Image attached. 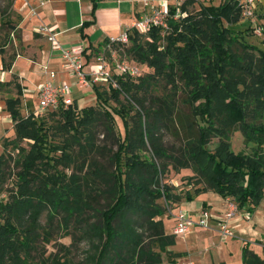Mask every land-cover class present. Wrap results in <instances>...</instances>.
I'll use <instances>...</instances> for the list:
<instances>
[{
    "label": "trees",
    "instance_id": "16d2710c",
    "mask_svg": "<svg viewBox=\"0 0 264 264\" xmlns=\"http://www.w3.org/2000/svg\"><path fill=\"white\" fill-rule=\"evenodd\" d=\"M12 4L0 2L4 70L17 54L9 44ZM179 8L185 15L170 18L166 30H134L127 45L117 46L153 72L131 76L112 65L113 80L91 85L95 104L61 97L46 117L22 115L20 99H7L15 137L4 140L0 154V193H8L0 200V264H75L62 243L44 254L45 244L63 236L88 246L82 264H162L165 253L178 264L181 252L170 249L176 235L164 220L181 200L165 181L172 170L191 169L195 195L214 191L239 209L252 212L264 198V47L242 41L226 24L242 18L238 0H184ZM82 53L88 64L92 52ZM164 129L182 137L180 147L164 144ZM236 130L255 144L251 151L231 148ZM243 262L264 258L245 248Z\"/></svg>",
    "mask_w": 264,
    "mask_h": 264
},
{
    "label": "crops",
    "instance_id": "0c3cea01",
    "mask_svg": "<svg viewBox=\"0 0 264 264\" xmlns=\"http://www.w3.org/2000/svg\"><path fill=\"white\" fill-rule=\"evenodd\" d=\"M145 1L170 8L184 0H14L15 14L10 18L16 29L9 44L17 54L9 70L3 69L0 55V140L14 133L7 99L19 98L22 115L27 111L28 115L37 109L40 87L51 73L55 74L56 82H72L76 78L66 65L62 49L54 45L49 35L56 36L64 48L92 52L86 64L88 72L96 65V57L107 39L119 36L134 19L150 10ZM197 1L213 4L209 0ZM1 21L0 13V24ZM14 81H17L15 90L3 89V84ZM2 150L0 142V154ZM191 194L192 199L175 203V211L186 209L196 220L208 211L209 227L192 226L186 234L178 235L176 244L170 247L182 254L176 257L178 264H244L245 248L264 258V198L252 212L240 209L228 223L233 234L222 238L219 229L228 198L214 191L195 195L193 189Z\"/></svg>",
    "mask_w": 264,
    "mask_h": 264
},
{
    "label": "built area",
    "instance_id": "2783aa9c",
    "mask_svg": "<svg viewBox=\"0 0 264 264\" xmlns=\"http://www.w3.org/2000/svg\"><path fill=\"white\" fill-rule=\"evenodd\" d=\"M242 16L251 20L254 25L255 32L261 34L262 30L257 25L255 1L254 0H240ZM145 6L149 7L148 12H144L142 16L134 19L119 36L109 37L106 43L103 45L99 55L96 57L95 63L99 64V68L96 65H92L90 71H85V61L83 53L80 50H74L70 48L62 47L56 36L49 35V39L55 46L62 49V56L65 59L66 65L71 69L72 74L76 76V83L81 86L90 87L93 82H109L113 80L112 65L122 73H126L131 76H136L139 73V68L130 64L125 59H119L120 49L117 46H124L130 42V34L132 31L137 30L145 33L149 31L152 26H160L164 30L168 28V21L170 18L179 19L185 15L179 8H176L175 13L170 11V8H162L160 4H152L145 1ZM71 89V85L65 81H55V74L51 73L50 78L44 82L39 90V102L38 111L45 112L51 109H55L61 102V97L65 104H71L72 98L67 96L68 91ZM3 196L0 193V200ZM240 212L237 203L228 198L226 200V207L224 216L222 217V224L219 229L222 238L231 236L232 230L229 228L228 223ZM209 212L204 211L199 219H195L186 209L180 208L174 214V230L173 233L177 235L186 234L192 226H200L207 228Z\"/></svg>",
    "mask_w": 264,
    "mask_h": 264
},
{
    "label": "rangeland",
    "instance_id": "374dc122",
    "mask_svg": "<svg viewBox=\"0 0 264 264\" xmlns=\"http://www.w3.org/2000/svg\"><path fill=\"white\" fill-rule=\"evenodd\" d=\"M14 1V0H13ZM211 1V3L215 4V5H219V3H221V0H209ZM240 1V0H238ZM255 1V11H256V21H257V25L261 28L262 33L261 34H257L255 32V28H253V24L251 22V20L245 18L242 16V18H240L237 21H232V22H226V24H228V26L230 27L231 31L233 34H241V40L244 42H247L249 44H253L256 45L258 47H264V0H254ZM0 2H2L3 5H7V0H1ZM2 6V5H1ZM196 7L191 6L190 9L192 11L197 10L198 7L197 5H195ZM7 17H14L15 14V10L12 6L8 5L7 7ZM252 26V27H251ZM9 32V30L7 31ZM2 36V35H1ZM126 52V51H125ZM124 53H120L119 54V59L122 60H126L127 62H129L132 65H135L139 68V73L136 75H146L148 73H152L153 69L149 68L147 65L141 64V63H137L135 60L132 59L131 55H126ZM10 54H12V51H10ZM97 68H99V64H96ZM89 68H87V66H85V70H88ZM113 70H117V69H113ZM76 78L74 77V79L72 80V82H68L71 85V89L68 91V96L72 97V99H78V105L80 107H85L91 104H95L96 102V95L94 93V89L93 86L90 87H83L80 84H77L76 82ZM17 81H14L12 84H7L4 85L3 89H8L10 91H12V89H16L15 83ZM102 84V81H99L98 84ZM13 90V91H14ZM179 97H180V103L183 105V103L181 102L182 98L186 97V93L180 89L179 91ZM184 109H185V105ZM188 108V107H187ZM28 112V111H27ZM26 112V114H27ZM33 112H38L43 114L44 116H48V112H40L38 111V107L35 111ZM25 114V115H26ZM118 118V130L123 129L122 128V121L120 117ZM163 139H164V144L167 145L168 147H174V148H178L181 146L182 144V137H178L177 135L174 134L173 130H166L164 129L163 131ZM10 138L13 139L15 137V133H11V134H6L5 136H3L0 140V142L4 143V140L6 138ZM100 139H103L104 135H100L99 136ZM218 138L215 137L212 139V142L210 143V147L214 148L215 145L217 144ZM255 144L253 142H249L248 144L245 143V137L243 135V133L240 130H236L234 131V133L232 134V139H231V148L236 152H249L252 150V147ZM264 147V145H263ZM4 151V148L2 150V152ZM14 154H16V151H14ZM17 171V168L15 165H11V168L9 170L10 174L8 175V181H9V187L13 188L12 184L15 181V173ZM192 174L191 169L189 168H184L182 169L180 172H175V171H170L169 174H167V176L165 177V181L168 182L170 185H172L174 187V192H179L181 194V200L180 202L184 201L185 198V194L188 191H192L195 188V184H193L194 180L190 181V179L188 178L189 175ZM192 182V184H191ZM3 196V199L7 198V191H3V193H1ZM163 202V201H162ZM179 202V203H180ZM191 205V204H190ZM190 205H187L186 207H191ZM178 206V205H177ZM176 205H170V208L168 210V212L166 213V215L164 216V220H165V227H166V231L169 233H173L174 230V225L173 227L172 224H174L175 220H174V214L177 212L176 209ZM240 210V209H239ZM241 211V210H240ZM240 213V212H239ZM45 220V217H43V221ZM172 228V231L171 229ZM220 233V231H219ZM176 235V240L178 238V235ZM220 236L222 237L221 233ZM179 239V238H178ZM65 244L67 246H69V250H70V254L74 259L75 264H82L83 262H85V258H86V253H87V249L88 246L85 245L83 242L80 243H76L75 241H73L71 236H63V237H59L56 238L55 240L51 241L50 243H47L44 245L43 251L45 256H48L49 254L53 253V252H57L60 249V244ZM174 251V250H173ZM162 264H170L169 263V258L166 255V253L164 254V261Z\"/></svg>",
    "mask_w": 264,
    "mask_h": 264
}]
</instances>
